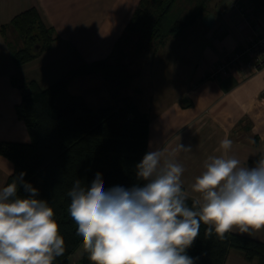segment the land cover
<instances>
[{
    "label": "crops",
    "instance_id": "1",
    "mask_svg": "<svg viewBox=\"0 0 264 264\" xmlns=\"http://www.w3.org/2000/svg\"><path fill=\"white\" fill-rule=\"evenodd\" d=\"M139 2L0 0V142L31 140L17 114L22 92L13 79L35 80L46 88L85 64L119 60L116 43ZM235 4L254 14L264 28V11L254 0H211L203 15L181 34L167 38L156 48L152 44L123 54L121 61L133 78L118 96L114 94L117 83L101 72L76 75L69 83L70 93L83 97L95 110L123 98L137 104L150 120V151L160 148L165 158L182 165V191L195 200L201 197L192 185L205 170L208 157L223 154V139L233 141L229 155L241 165L253 166L264 153V66L254 70L243 56L228 74L214 75L219 64L236 57L256 37L246 15ZM32 7L58 37L36 59L17 65L11 42L16 44L18 36L12 27L6 34L2 28ZM189 61L191 66L187 67ZM55 74L63 77L54 79L58 77H53ZM158 76L162 81L153 82ZM51 80L56 82L44 84ZM179 144L190 145L191 151H175ZM13 169V163L0 154V171L5 172L0 184H5ZM232 232L264 242V228L251 235L235 228ZM225 264L259 263L232 249Z\"/></svg>",
    "mask_w": 264,
    "mask_h": 264
},
{
    "label": "trees",
    "instance_id": "2",
    "mask_svg": "<svg viewBox=\"0 0 264 264\" xmlns=\"http://www.w3.org/2000/svg\"><path fill=\"white\" fill-rule=\"evenodd\" d=\"M210 1L141 0L128 30L139 33L141 42L162 44L191 27ZM254 2L264 11V0ZM9 26L21 41L20 45L11 42L17 65L36 59L58 37L56 30L44 23L34 7L3 25L4 34ZM92 71L101 72L107 80L117 83L115 97L133 78L127 65L119 59L85 64L46 88L35 80L13 79V84L22 92L17 114L25 122L31 140L0 142V154L14 165L3 187L24 172V180L38 189L37 198L48 201L53 208V219L59 225L66 249L53 264H74L71 256L82 245V237L76 235L77 225L68 212L71 200L66 193L73 182L79 179L90 185L99 172L105 190L115 186L130 188L139 183L136 165L150 151L149 117L131 99H118L112 106L95 110L83 97L70 93L72 77ZM20 194L27 195L22 187ZM193 201L196 200L188 196L189 206ZM206 227L201 224L200 235L186 250L189 256L200 258L197 264H225L232 249L240 250L250 261L264 264V242L232 231L226 233L224 239L215 234L206 239ZM83 262L91 264L87 253L83 254Z\"/></svg>",
    "mask_w": 264,
    "mask_h": 264
},
{
    "label": "clouds",
    "instance_id": "3",
    "mask_svg": "<svg viewBox=\"0 0 264 264\" xmlns=\"http://www.w3.org/2000/svg\"><path fill=\"white\" fill-rule=\"evenodd\" d=\"M232 144L223 139V154L205 161L192 185L201 198L191 206L182 191L184 168L160 148L136 165L139 183L130 188L105 190L99 172L90 185L76 179L66 193L68 212L91 264H197L200 258L186 250L201 224L207 226L206 239H224L234 228L250 235L264 228V153L253 166L241 165L229 155ZM175 151L191 146L179 144ZM25 175L0 189V264H53L65 253V241L53 208L37 198L38 189Z\"/></svg>",
    "mask_w": 264,
    "mask_h": 264
},
{
    "label": "built area",
    "instance_id": "4",
    "mask_svg": "<svg viewBox=\"0 0 264 264\" xmlns=\"http://www.w3.org/2000/svg\"><path fill=\"white\" fill-rule=\"evenodd\" d=\"M240 8L238 4H235ZM242 13L246 15L251 23L256 37L240 52L236 57L228 61H224L218 65L215 70V76L226 75L230 68L243 56H247L246 64L251 66L254 70H258L264 66V28L258 21L255 20L254 14L248 13L246 10L240 8ZM247 13V14H246Z\"/></svg>",
    "mask_w": 264,
    "mask_h": 264
},
{
    "label": "rangeland",
    "instance_id": "5",
    "mask_svg": "<svg viewBox=\"0 0 264 264\" xmlns=\"http://www.w3.org/2000/svg\"><path fill=\"white\" fill-rule=\"evenodd\" d=\"M140 2H141V0H140ZM140 2L138 4L137 8L139 7ZM137 8L131 14L130 19L128 20V22L126 23V25L124 27L123 33L120 36V39L116 43V46H117V44H119L116 49H118V47H119V49L117 50V52H118L117 57L120 60L122 59L123 54H125L127 52H131L132 50L138 49L142 45H145L143 48H141V49H144L145 47H147L151 43L150 41H147V40L144 41V42L139 41L140 34L139 33H136V32H131V31L128 30V26L130 25V23H131V21L133 19V16L135 14V11L137 10ZM10 37H14V36L11 35ZM19 40L20 39H18V37H17L15 43L20 45L21 44V41H19ZM156 45L157 46L158 45L160 46L161 44H158L157 42H154L153 48H156V47H154ZM185 65L187 67H190L191 66V62L189 61L188 63H185ZM62 75L63 74H55V76H53V77H57L58 76L57 78H54V79H61L63 77ZM163 75L164 74L162 73L161 76H163ZM162 78L163 77H159V78H156L155 77V78H153V82L157 83L158 81H162ZM54 81L56 82V80H51L50 82H46L44 84L53 83ZM6 171H8V170L6 169ZM4 176H5V172L3 173V171H0V183H2ZM2 185L3 184H0V188L3 187ZM83 254H84V252H83V246L81 245L77 249V251L71 256V261L74 264H84V262H83Z\"/></svg>",
    "mask_w": 264,
    "mask_h": 264
},
{
    "label": "water",
    "instance_id": "6",
    "mask_svg": "<svg viewBox=\"0 0 264 264\" xmlns=\"http://www.w3.org/2000/svg\"><path fill=\"white\" fill-rule=\"evenodd\" d=\"M257 2V1H256ZM186 99H184L183 101H185Z\"/></svg>",
    "mask_w": 264,
    "mask_h": 264
}]
</instances>
